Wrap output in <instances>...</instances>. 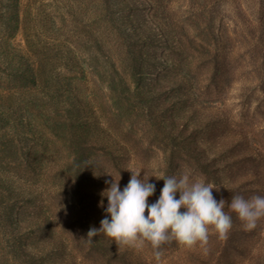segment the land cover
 Here are the masks:
<instances>
[{
	"label": "rangeland",
	"instance_id": "1",
	"mask_svg": "<svg viewBox=\"0 0 264 264\" xmlns=\"http://www.w3.org/2000/svg\"><path fill=\"white\" fill-rule=\"evenodd\" d=\"M130 170L149 203L153 175L214 185L231 229L86 243ZM235 195L264 196V0H0V264H264Z\"/></svg>",
	"mask_w": 264,
	"mask_h": 264
},
{
	"label": "clouds",
	"instance_id": "2",
	"mask_svg": "<svg viewBox=\"0 0 264 264\" xmlns=\"http://www.w3.org/2000/svg\"><path fill=\"white\" fill-rule=\"evenodd\" d=\"M131 171V170H130ZM142 171V170H141ZM141 171H131L127 185L121 189L119 179L112 175L106 179L109 185L101 192V207L105 216L100 227H91L83 239L88 244L93 238L103 236L121 246L142 248L150 244L154 257L159 261L164 245L173 241L186 247L206 244L210 230L223 236L232 227V216L224 211L226 201L213 195L214 185L195 180L189 174L151 176L164 181L160 195L153 203L149 197L156 192V185ZM177 194L179 197L177 198ZM107 199V206L103 204ZM248 229L254 228L264 218V196L254 195L246 199L235 195L227 204ZM184 211H181V209ZM147 211V215L145 212Z\"/></svg>",
	"mask_w": 264,
	"mask_h": 264
}]
</instances>
